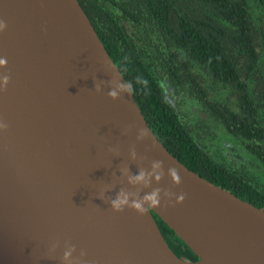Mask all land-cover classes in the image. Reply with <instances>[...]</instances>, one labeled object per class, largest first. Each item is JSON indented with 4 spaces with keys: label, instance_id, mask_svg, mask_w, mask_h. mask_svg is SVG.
<instances>
[{
    "label": "water",
    "instance_id": "obj_1",
    "mask_svg": "<svg viewBox=\"0 0 264 264\" xmlns=\"http://www.w3.org/2000/svg\"><path fill=\"white\" fill-rule=\"evenodd\" d=\"M0 20V264H68L69 245L71 264H264V208L164 147L78 0H0ZM157 160L161 180L128 182ZM156 187L185 199L162 191L144 214L111 206L121 189L131 202ZM152 212L195 259L171 250Z\"/></svg>",
    "mask_w": 264,
    "mask_h": 264
},
{
    "label": "trees",
    "instance_id": "obj_2",
    "mask_svg": "<svg viewBox=\"0 0 264 264\" xmlns=\"http://www.w3.org/2000/svg\"><path fill=\"white\" fill-rule=\"evenodd\" d=\"M78 2L164 147L264 208V0ZM152 215L176 255L197 257Z\"/></svg>",
    "mask_w": 264,
    "mask_h": 264
},
{
    "label": "clouds",
    "instance_id": "obj_3",
    "mask_svg": "<svg viewBox=\"0 0 264 264\" xmlns=\"http://www.w3.org/2000/svg\"><path fill=\"white\" fill-rule=\"evenodd\" d=\"M7 27V24L5 21L0 20V32L5 30ZM7 66V58L3 57L0 58V68H5ZM10 81V74L8 73H0V91L6 90V87ZM97 91H99V86L97 85ZM118 88L120 91H126L129 94L132 92V85L130 82H122L118 85ZM107 96L112 99H117L119 97V92L117 90H109L107 92ZM8 124L6 122H0V130L7 129ZM148 132L145 129H141V138L145 135H147ZM134 155V153H133ZM162 162L157 160L152 163V172L146 173L144 169H141L137 175H129L128 176V182L130 184H139L143 183L145 186L148 185V177L153 176L156 181H159L163 177V171L156 172V169H161ZM168 175L171 179V182L175 185H179L181 183V176L179 174V170L171 166L168 168ZM163 191L164 196L168 197L171 195L176 196V203H180L185 199V195L183 193H180L179 195L169 191L168 189H161L159 187L154 188L151 193L146 194L142 199H133L131 202L129 201V195L131 193H128L121 189L120 192L117 193L116 198L112 199L110 201L111 206L113 210L115 211H123L125 206L131 207L135 209L138 213L144 214L149 207H158L160 206L161 202V196L160 193ZM147 202V203H146ZM75 250L74 245H69L67 249L63 253L62 259L64 261H67L68 264H71V257L72 252ZM86 255L85 251L81 250V256ZM82 264H90L88 261L82 262Z\"/></svg>",
    "mask_w": 264,
    "mask_h": 264
},
{
    "label": "flooded vegetation",
    "instance_id": "obj_4",
    "mask_svg": "<svg viewBox=\"0 0 264 264\" xmlns=\"http://www.w3.org/2000/svg\"><path fill=\"white\" fill-rule=\"evenodd\" d=\"M203 128V130L205 131V133L204 134H207V133H210L209 135H208V137H209V139L212 137V135L213 134H215L216 132L214 131V130H210V128L208 127H202ZM218 138H223V135L220 133V137H218V136H214L213 137V141H214V139H218ZM226 138V137H225ZM224 139V138H223ZM225 145L226 146H228L229 145V143H228V141H225Z\"/></svg>",
    "mask_w": 264,
    "mask_h": 264
},
{
    "label": "rangeland",
    "instance_id": "obj_5",
    "mask_svg": "<svg viewBox=\"0 0 264 264\" xmlns=\"http://www.w3.org/2000/svg\"><path fill=\"white\" fill-rule=\"evenodd\" d=\"M204 132H205V131H204ZM219 135H220V133H215V134H213L212 137H211V142L213 143V140H212V139H213L214 136H219Z\"/></svg>",
    "mask_w": 264,
    "mask_h": 264
}]
</instances>
